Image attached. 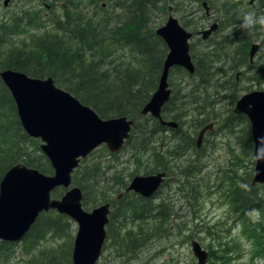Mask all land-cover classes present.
<instances>
[{
  "label": "trees",
  "instance_id": "1",
  "mask_svg": "<svg viewBox=\"0 0 264 264\" xmlns=\"http://www.w3.org/2000/svg\"><path fill=\"white\" fill-rule=\"evenodd\" d=\"M36 1L43 5L42 10L45 12V17L49 19L51 29L36 35L35 29L40 28L39 16L38 12L31 10H27L28 12L24 10L18 15H10L1 19L0 71L11 69L31 78H51L57 88L70 94L82 105L89 107L100 119L120 116L131 119L133 124L129 131V139L121 150H126L132 161L139 160L138 156L151 152L147 155L149 158L151 156L153 165L156 166L146 165L145 170L147 171L143 173L144 175L159 171L168 172V168L164 165L167 163V157H172L171 159L175 161L174 158L179 152L195 158L196 151L199 150L194 147V136L197 130L207 123L219 124L220 122L222 129L220 127L216 129L219 132L232 130L234 127L230 125L232 122H235L236 126L242 125L243 129H240V135L236 137V141L245 151L246 157L251 156V140L246 119L233 115L230 108L223 113L202 108L198 103L207 101L210 97L202 95L203 98H198L194 89L192 91L188 89L179 96L171 92L168 102L161 108L163 119L172 120L178 124L176 130H170L169 136L174 144L171 155L170 153L165 155L159 151L163 149L160 142L163 133L166 132L164 128L150 117H139L137 114L156 88L166 49L161 40L155 36L154 30L162 25V17L165 14L167 16L168 7H171V14L179 13L181 23H178L181 27L192 26V33L201 28L200 18H207L201 9V1L207 4L209 14L214 13L206 21L212 18V21L218 24L216 33L221 31L226 34L219 36L217 40H212L211 38L216 34L214 33L206 41L212 40L214 46L209 47L208 52L204 51L194 63L192 62L194 66L192 75H187L179 68L171 71H178L182 78L189 80V83H194V86L208 83L206 86L203 85L204 89L200 92L201 94L205 93L207 88L215 92L217 90L226 91V98L230 105L237 100V91H229L225 82L217 84L219 79H214L217 71L211 74L209 70L210 63L218 61L209 62L208 60L212 56L226 57L228 56L227 51L233 48L234 59L243 65L247 63L245 49H248L253 37L257 35L264 37V31L245 32L248 38L244 42L238 41L237 43L234 39L241 32L237 25L242 12L254 10L258 14L264 13V0ZM55 3H59V16L52 11ZM27 31L30 37L22 42V45L18 46L14 42V49L6 47L9 37L19 36ZM228 39L233 42L230 41L227 48H220L227 43ZM223 65L219 63L216 68H223ZM237 66L231 60L227 70H235ZM215 96L217 93L212 97ZM189 98L196 101L189 102ZM184 108L187 110L182 111ZM221 114H226V117L222 119ZM156 139L157 142H155ZM38 145V140L30 139L22 131L12 100L0 82V178L10 166L17 163L35 169L44 175H50L51 169L45 157L40 153ZM116 157L117 153L110 154L104 146H98L86 158L79 161L70 179L71 185L81 192V207L87 209L88 206L109 203L107 241L111 247L131 251L140 241L135 238L138 234L124 231L121 238H118L120 228L116 231L115 221L123 219L124 214L127 213V220L142 222L150 219V221L158 222L157 224H167L169 212L162 200L151 207L149 202H145L148 205H141L143 200L138 197L135 200H128L130 194H123L120 200L112 198L114 194L122 193L127 185L126 182L120 181V178L125 177L127 173L108 165V161H114ZM197 158L187 162L180 176L189 177L194 172L196 174L200 171L201 167L194 166H198ZM148 166L150 169H146ZM189 170H194V172L191 171L184 175ZM249 176L248 173L247 178ZM228 186L231 197L225 199L232 200L237 210L232 214L236 215V219L245 220L244 217L248 216L246 213L250 209H263L264 205L261 204V199L254 195L253 187H250V191L244 189L240 194L239 188L233 184L231 178L228 179ZM181 190H183V185L178 189L180 194H182ZM110 193H112L111 196L106 198ZM62 194L63 190L58 188L51 192L50 196L56 199ZM188 194L190 199L196 198L193 187H189ZM232 196L236 199L233 200ZM123 201L127 202L121 205ZM243 222L249 232L248 237L257 240L262 245L255 249L264 256V217L261 223L255 225L248 221ZM71 232V223L64 216L57 215L53 211L41 213L20 242L28 246V252L34 251L41 243L50 240L61 241V244L66 242V254L62 251L53 253L52 249H45L39 260L31 258V261L12 262L15 243L0 242V264H35L33 260L36 264H68Z\"/></svg>",
  "mask_w": 264,
  "mask_h": 264
},
{
  "label": "water",
  "instance_id": "2",
  "mask_svg": "<svg viewBox=\"0 0 264 264\" xmlns=\"http://www.w3.org/2000/svg\"><path fill=\"white\" fill-rule=\"evenodd\" d=\"M8 1L2 0L4 8ZM200 6L209 18L207 4L201 1ZM217 29V22L212 21L207 28L194 35L181 27L171 14V7L167 8L165 21L154 30L166 53L156 88L137 116L150 117L166 132L178 128L176 122L165 120L161 115V108L171 95L167 82L169 72L179 68L192 75L194 66L189 55V40L196 36L200 41H207ZM258 49L260 45L257 43L249 45L248 64L252 63ZM0 82L12 100L22 131L30 139L39 141L38 149L51 169L50 175H44L17 163L3 173L0 178V242L19 243L39 214L53 211L76 227L70 264H96L106 238L104 227L108 222L109 203L100 204L89 212L84 211L81 192L71 185L70 177L79 161L98 146H104L110 154L118 153L129 139L133 121L124 116L100 119L89 107L57 88L51 78H31L21 72L4 69L0 71ZM231 113L246 119L252 148V139L264 134V91L242 94L234 102ZM213 126L207 123L197 131L194 141L196 150L201 148L204 134L210 133ZM252 163L249 187L264 185V163L253 160ZM163 179L162 172L136 175L127 183L124 192L147 199ZM58 188L63 190V194L59 198H51V192ZM189 246L196 264H206L207 251L193 240Z\"/></svg>",
  "mask_w": 264,
  "mask_h": 264
},
{
  "label": "rangeland",
  "instance_id": "3",
  "mask_svg": "<svg viewBox=\"0 0 264 264\" xmlns=\"http://www.w3.org/2000/svg\"><path fill=\"white\" fill-rule=\"evenodd\" d=\"M58 4L59 3H55L52 8V11L57 16L60 15ZM42 8L43 5L36 0H12L7 9H2L0 6V20L6 18V16L18 15L24 10L38 12V24L40 28L35 29V32L36 35H39L42 31L50 30L52 27L48 17H45V12ZM210 13L211 16L214 15V13ZM172 14H174L173 16L181 23L179 13L173 12ZM200 14L202 15V13ZM165 19L166 14L162 17V23ZM206 19L200 18L199 24L201 28L199 30L207 28L212 22V18L208 21H206ZM184 29L192 33L191 25L185 26ZM225 34L226 33H222L221 31L217 32L211 39L217 40L219 36ZM29 35V31H27L22 35L9 37L8 42H6V47L8 49H14V42L18 46L19 44L22 45V42L29 39ZM247 38V33L241 31L236 35L234 40L238 43V41L244 42ZM212 40L201 42L197 37L190 40L189 54L193 63L204 51L208 52L209 47L214 46ZM252 40L254 41L251 43L254 42L260 45V49H258L257 53L254 55L251 65L245 63L243 67L228 71L227 67L230 61L235 57L233 48L227 51L228 56L226 57L215 58L212 56V58L208 60L209 62L218 61L210 63L209 70L211 74L217 71V74H214V79H219L217 84L219 85L225 82V86H227L229 91H237V98L250 91H264V37L261 35ZM230 41L233 42V40L228 39L227 43L220 48H227ZM240 47H242L241 44ZM247 50L248 49H245L246 53ZM235 61L237 60L234 59V62ZM219 63L224 64L223 68H216L219 66ZM169 76V88L175 96L183 94V92H186L188 89H191V91L194 89L193 91L198 94V98H203L202 95L210 97L209 100L198 103L202 108H206L208 111L213 109L215 112L219 113H223L227 108L232 109L233 104L229 105V100L226 98V91L217 90L215 92L213 89L207 88L205 93L201 94L200 92L204 89L203 85L205 84L194 86V83H189V80L182 78L178 71H171ZM206 85H208V83H206ZM212 93H217V96L212 97ZM188 101L194 102L196 100L189 98ZM186 110L187 108L182 109V111ZM225 117L226 114H221L222 119ZM218 123L219 124H215L214 122L212 131L204 136L200 150L196 151L197 155L195 158L199 156L200 163L198 162V166H194L201 167L200 171L195 174L194 170H189L184 175L191 171H193L194 174L189 177L180 176V172L186 166L187 162L195 158L183 155L181 152L174 158L175 161L171 159L172 157H167L166 159L165 156L167 163L164 165L168 168V172H166V177L163 181L164 188L162 193H167L168 200H166V196H159V200L150 198L142 202L141 205H148L145 202H149L150 206L154 207L163 200L162 203H165L169 209L168 223L157 224L158 222L150 221V219H146L142 222L131 221L127 220V213H125L123 219L116 220L114 223L116 231L117 228H120L118 238H121L124 231H130L132 233H137L138 237L135 236V238L140 239V241L135 244L134 250L126 251V249L111 247L110 243H108L106 233L109 224L108 216V223L104 227L106 238L101 255L96 264H196V260L189 246L192 240L196 241L202 249L207 251L208 259L206 264H233L234 260L241 259L245 254L241 237L254 242V249L251 252L253 260L256 258H264V256L255 249V247H262V245L258 243L257 240L248 237L249 232L243 221L253 222L248 216L244 217L245 220L242 218L236 219V215L232 214L230 206L224 198V196L228 194L229 178L233 179V184L235 186L240 187L244 182H247L248 185L252 175L253 163L251 156L247 158L245 151L240 148L236 141V137L240 135V129H243V126H236L237 124L232 122L230 123L231 126H234L232 130L219 132L216 130L219 127L221 128L220 122ZM169 135V133H163L161 137L160 144L163 148L161 152L165 153V155L167 153L171 155L173 151L174 144ZM157 141L156 139L155 142ZM147 154H151V152ZM147 154L140 155L137 157L139 160L132 161L126 150H120L117 153L116 160L108 161V165L114 166L116 170L123 171V173H127L125 177L120 178V181L128 183L133 176L144 175L143 173L147 171L145 170L146 165L150 167L156 166L153 165L154 162L151 156L149 158ZM174 164L175 166H173ZM149 166L146 169H150ZM248 173L250 176L247 178ZM103 185H105L104 181ZM182 185L183 190H181L182 194H180L178 189H180ZM189 187L194 188L196 193L194 197L196 198H189ZM253 189L255 191L254 195L258 199H261V204L264 205V185H255ZM111 194L112 193L108 194L106 198H109ZM112 198L115 199L116 194H114ZM135 198H137L136 195L130 194L127 199L135 200ZM125 202L127 201H123L121 205ZM96 206H88L87 209L82 207V209L89 212ZM259 212L260 221L258 223H261L264 217V207L259 210ZM69 222L71 223L72 231L69 241L71 250L72 239L76 227L74 223L71 221ZM255 224L257 223H254V225ZM111 232L113 231L111 230ZM66 245V242L61 244V241L50 240L46 243H41L34 251L28 252V246L19 242L13 247L14 260L12 262L31 261V258L39 260L40 255L45 252V249H52L53 253L62 251L66 254ZM35 260L32 262L36 264ZM68 264H70V262H68ZM249 264H252V262L250 261Z\"/></svg>",
  "mask_w": 264,
  "mask_h": 264
},
{
  "label": "clouds",
  "instance_id": "4",
  "mask_svg": "<svg viewBox=\"0 0 264 264\" xmlns=\"http://www.w3.org/2000/svg\"><path fill=\"white\" fill-rule=\"evenodd\" d=\"M238 29L242 32H253L256 30L264 31V13H257L254 10H249L242 12L240 15V22L237 25ZM251 107V106H249ZM251 159L256 163H264V134L252 139L251 148ZM260 171H257V175ZM240 187L245 190L250 191L248 185H240ZM246 215L251 219L253 223H258L260 221V212L258 209H250ZM241 242L244 248L245 254L239 260H234L233 264H264V258H256L253 260L251 252L254 249V242L241 237Z\"/></svg>",
  "mask_w": 264,
  "mask_h": 264
},
{
  "label": "flooded vegetation",
  "instance_id": "5",
  "mask_svg": "<svg viewBox=\"0 0 264 264\" xmlns=\"http://www.w3.org/2000/svg\"><path fill=\"white\" fill-rule=\"evenodd\" d=\"M11 1L12 0H9L8 1V4H7V6L4 8L3 6H2V0H0V6H1V8L2 9H7V7L9 6V4L11 3ZM199 31V30H198ZM198 31H196V32H194V33H192V34H196ZM194 37H196V36H193V37H191V39L190 40H192ZM256 37H260V35H257V36H255V37H253L252 39H255ZM250 40L251 42L252 41H254V40ZM190 40H189V42H190ZM251 42H250V44H251ZM235 44H236V42H234ZM190 46V45H189ZM233 63L234 64H237L238 66V68H240V67H243L244 65L242 64V63H240V62H238V61H235L234 62V59H233ZM252 64V63H251ZM251 64H249V65H251ZM237 68V69H238ZM249 68H250V66H249ZM239 74V73H238ZM213 125H214V123H212ZM204 126V125H203ZM166 133H169L170 134V131H167ZM206 134H208V133H205L204 134V136L206 135ZM195 138H196V136H195ZM204 138V137H203ZM202 142H203V140H202ZM163 149H160V151H162ZM198 150H200V149H198ZM197 161L200 163V157L198 156V158H197ZM159 172H162L163 174H164V177H166V172H163V171H159ZM159 172H156V173H159ZM156 173H154V174H156ZM243 185H245V182L243 183ZM127 186V185H126ZM163 188H164V184H163V182L159 185V187L157 188V190L149 197V198H147V199H143V198H141V197H139L138 195H136L138 198H140V199H142L143 201H147L148 199H150V198H152V199H154V200H159V196H166V200H168V195H167V193H162V190H163ZM239 188V192H240V194L243 192V190H244V188H242V187H238ZM252 188V187H251ZM125 189V188H124ZM228 194L227 195H225L224 196V198H227V197H231V195L229 194V190H228V192H227ZM123 194H133V193H131V192H124V190H123V192L122 193H118V194H116V198L115 199H118V200H120V198L122 197V195ZM239 197V196H238ZM237 197V198H238ZM232 199L233 200H235L236 198H234L233 196H232ZM163 201V200H162ZM227 202H228V204H229V206H230V210H231V212L232 213H234V212H236L237 210L235 209V206L233 205V203H232V200L229 198V200H227ZM168 210V212H169V209H167ZM109 212H110V206H109Z\"/></svg>",
  "mask_w": 264,
  "mask_h": 264
},
{
  "label": "bare ground",
  "instance_id": "6",
  "mask_svg": "<svg viewBox=\"0 0 264 264\" xmlns=\"http://www.w3.org/2000/svg\"><path fill=\"white\" fill-rule=\"evenodd\" d=\"M254 43V42H253ZM172 192V191H171ZM179 221V220H178Z\"/></svg>",
  "mask_w": 264,
  "mask_h": 264
}]
</instances>
